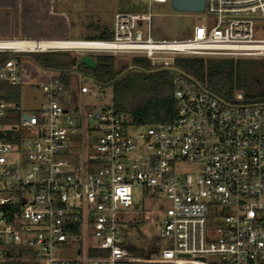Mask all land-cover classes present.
Listing matches in <instances>:
<instances>
[{"label": "built area", "instance_id": "built-area-1", "mask_svg": "<svg viewBox=\"0 0 264 264\" xmlns=\"http://www.w3.org/2000/svg\"><path fill=\"white\" fill-rule=\"evenodd\" d=\"M166 1L117 11L112 39L79 48L164 67L181 55L264 56V0H205L215 23L155 39L151 3ZM6 39L0 52L60 49ZM23 69L22 58L0 61V264H264V100L228 101L174 70V119L136 125L88 77L68 83L50 69L31 81ZM24 86L41 92L30 111ZM158 195V248L140 255L125 228L143 216L138 201ZM64 245L74 254L58 255Z\"/></svg>", "mask_w": 264, "mask_h": 264}, {"label": "rangeland", "instance_id": "rangeland-1", "mask_svg": "<svg viewBox=\"0 0 264 264\" xmlns=\"http://www.w3.org/2000/svg\"><path fill=\"white\" fill-rule=\"evenodd\" d=\"M134 10L148 11V0H0V39L29 38L41 39H85L87 35L99 33L104 25H113L114 14L117 11ZM151 35L155 39H186L193 35L194 26L198 23L216 22V17H206V11H187L176 9L171 0L151 3ZM261 36L264 26L261 27ZM89 40V39H88ZM59 51H68L80 57L82 54H96L107 52L82 51L77 47H63ZM109 54V53H108ZM111 54V53H110ZM116 68L122 70V75L134 70L130 53H114ZM224 57L229 56H204ZM23 75L27 80L42 81L51 73L50 69L42 68L37 71V64L26 53L21 57ZM234 58V57H233ZM237 59V58H235ZM240 59V58H239ZM241 59L264 61V56H243ZM156 70H180L152 64ZM260 71L261 67H253ZM77 70V69H76ZM38 72V73H37ZM73 72L75 81H82L85 73ZM89 86L93 91L101 93L104 102H110L113 91L111 86L99 85L92 76H88ZM243 92V91H238ZM35 97L40 98L39 90H31L24 86L21 105L30 111L35 105ZM88 99V96H84ZM94 104L101 103L100 98H94ZM139 191V189H137ZM167 206L162 195L145 201H138V209L143 213L141 218L135 219L131 227L125 228L127 237L147 252L144 256H152L155 252L149 250L158 240L164 209ZM145 209V210H144ZM56 253L61 256L74 254L73 246L64 245Z\"/></svg>", "mask_w": 264, "mask_h": 264}, {"label": "trees", "instance_id": "trees-1", "mask_svg": "<svg viewBox=\"0 0 264 264\" xmlns=\"http://www.w3.org/2000/svg\"><path fill=\"white\" fill-rule=\"evenodd\" d=\"M99 30L98 34L82 38L112 39L113 25H104ZM25 53L43 68L60 70V76L68 83L72 80V71L77 69L85 73L86 77L92 76L97 84L111 86L115 108L126 114L133 124L168 122L176 116L174 71L156 70L151 60L144 56H134V70L124 75L122 70L116 68L115 56L110 53L92 54L97 63L96 69L87 67L77 55L59 50L0 52V61L11 57L21 58ZM239 58L181 55L175 58L172 67L180 69L203 87L228 101H234L236 92L240 90L244 93L245 101L264 100V61ZM253 67L261 69L256 71ZM130 245L137 254L143 255L147 252L132 241ZM157 248L155 243L149 250L154 252Z\"/></svg>", "mask_w": 264, "mask_h": 264}, {"label": "bare ground", "instance_id": "bare-ground-1", "mask_svg": "<svg viewBox=\"0 0 264 264\" xmlns=\"http://www.w3.org/2000/svg\"><path fill=\"white\" fill-rule=\"evenodd\" d=\"M7 40V39H6ZM5 43L16 45L21 48L30 47V48H46L49 46L54 47H88V46H102L106 42L102 40H81V39H41V40H32V39H8Z\"/></svg>", "mask_w": 264, "mask_h": 264}, {"label": "water", "instance_id": "water-1", "mask_svg": "<svg viewBox=\"0 0 264 264\" xmlns=\"http://www.w3.org/2000/svg\"><path fill=\"white\" fill-rule=\"evenodd\" d=\"M174 7L179 10L200 12L205 9V0H171ZM80 60L91 69L97 68L95 57L92 54H82ZM88 80V78H85Z\"/></svg>", "mask_w": 264, "mask_h": 264}]
</instances>
